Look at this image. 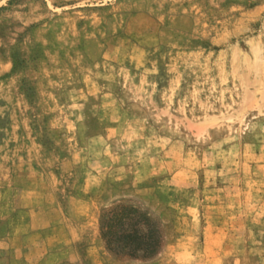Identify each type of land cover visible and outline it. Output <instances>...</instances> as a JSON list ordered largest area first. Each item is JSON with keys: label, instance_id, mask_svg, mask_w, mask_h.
Returning a JSON list of instances; mask_svg holds the SVG:
<instances>
[{"label": "rangeland", "instance_id": "rangeland-1", "mask_svg": "<svg viewBox=\"0 0 264 264\" xmlns=\"http://www.w3.org/2000/svg\"><path fill=\"white\" fill-rule=\"evenodd\" d=\"M263 63L264 0H0V264H264Z\"/></svg>", "mask_w": 264, "mask_h": 264}, {"label": "bare ground", "instance_id": "bare-ground-1", "mask_svg": "<svg viewBox=\"0 0 264 264\" xmlns=\"http://www.w3.org/2000/svg\"><path fill=\"white\" fill-rule=\"evenodd\" d=\"M260 78H264V63H263V66H262V70H261V73L259 75ZM263 80V79H262ZM261 80V81H262Z\"/></svg>", "mask_w": 264, "mask_h": 264}]
</instances>
